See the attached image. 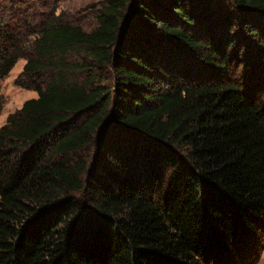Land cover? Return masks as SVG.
Segmentation results:
<instances>
[{"label":"trees","instance_id":"1","mask_svg":"<svg viewBox=\"0 0 264 264\" xmlns=\"http://www.w3.org/2000/svg\"><path fill=\"white\" fill-rule=\"evenodd\" d=\"M215 3L105 0L87 31L0 0V79L26 59L38 93L0 128V264L258 262L264 81H237L229 50L264 0H230L239 31Z\"/></svg>","mask_w":264,"mask_h":264},{"label":"rangeland","instance_id":"2","mask_svg":"<svg viewBox=\"0 0 264 264\" xmlns=\"http://www.w3.org/2000/svg\"><path fill=\"white\" fill-rule=\"evenodd\" d=\"M50 5H59L58 13H62L64 20L68 22L80 24L87 31H92L98 26V16L101 8L105 3V0H41ZM217 8H228L231 14L235 16L234 23L236 29H241L240 14L237 9L232 5L230 6V0H215ZM40 7V6H37ZM215 7V6H214ZM216 8V9H217ZM41 11L40 8H37ZM254 25L258 26L259 36H248L247 33H238L235 38V46L229 50L230 62L229 65L232 71L235 72L234 78L241 83H249L251 86L256 85L260 81H264V18L251 19ZM235 35V34H234ZM222 34H220V39ZM74 57V56H73ZM27 60L21 58L11 71L2 79L1 92L3 95V107L0 112V128L6 124L7 117L21 109L26 100L36 98L38 93L36 90L27 88L26 86L32 85V80L29 78H21L24 66ZM94 70L93 73L102 74L103 80H107L108 84H115L114 71L111 66H107L100 70ZM46 78H49L50 73L45 74ZM87 73L81 75V78H85ZM34 81V80H33ZM23 83V84H22ZM25 85V86H23ZM112 131V130H111ZM107 134V133H106ZM105 134V135H106ZM111 134V133H110ZM115 137L114 134H111ZM108 135V136H111ZM107 136V138H109ZM98 148L101 146L94 145L91 148L92 162L98 160ZM167 179V178H166ZM256 264H264V250Z\"/></svg>","mask_w":264,"mask_h":264}]
</instances>
